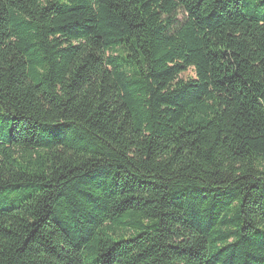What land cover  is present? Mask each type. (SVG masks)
<instances>
[{"label":"trees","instance_id":"trees-1","mask_svg":"<svg viewBox=\"0 0 264 264\" xmlns=\"http://www.w3.org/2000/svg\"><path fill=\"white\" fill-rule=\"evenodd\" d=\"M0 264H264V0H0Z\"/></svg>","mask_w":264,"mask_h":264},{"label":"rangeland","instance_id":"rangeland-1","mask_svg":"<svg viewBox=\"0 0 264 264\" xmlns=\"http://www.w3.org/2000/svg\"><path fill=\"white\" fill-rule=\"evenodd\" d=\"M193 71L190 69L187 72H185L184 74H182L179 78L182 80H186L187 78L193 77Z\"/></svg>","mask_w":264,"mask_h":264}]
</instances>
